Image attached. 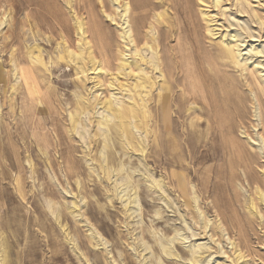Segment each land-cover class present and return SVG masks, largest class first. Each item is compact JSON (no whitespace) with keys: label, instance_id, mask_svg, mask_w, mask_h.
<instances>
[{"label":"rangeland","instance_id":"374dc122","mask_svg":"<svg viewBox=\"0 0 264 264\" xmlns=\"http://www.w3.org/2000/svg\"><path fill=\"white\" fill-rule=\"evenodd\" d=\"M243 1L249 13L237 0H0V203L6 201L0 244L3 238L9 243L6 264H195L201 256L202 264H264L258 196L264 192V0ZM126 2L131 17L124 14ZM83 20L96 70L88 56L68 61L67 53L82 44L76 22ZM226 47L238 64L221 55ZM124 59L158 83L147 88L149 134L134 130L144 155L98 126L106 115L100 103L112 98L122 110L135 101L128 89L136 80L119 70ZM199 82L216 118L204 106ZM165 86L173 99L172 135L159 102ZM87 105L91 110L81 111ZM225 124L230 134H223ZM186 135L190 148L182 163L189 170L174 161L165 167L155 155V137L158 150L168 151ZM231 139L242 159L228 147ZM205 144L216 157L203 162ZM111 160L115 169L108 175ZM151 173L166 192L150 188ZM181 174L190 180L191 209L177 188ZM75 201L80 213L71 212ZM162 246L175 257L161 253ZM60 249L62 259H50V251Z\"/></svg>","mask_w":264,"mask_h":264},{"label":"bare ground","instance_id":"6f19581e","mask_svg":"<svg viewBox=\"0 0 264 264\" xmlns=\"http://www.w3.org/2000/svg\"><path fill=\"white\" fill-rule=\"evenodd\" d=\"M115 2H119V0H113ZM123 1V0H122ZM114 2V3H115ZM134 2V0H133ZM180 2V1H179ZM237 3H239V5L242 6V12L243 13H249L246 5L244 4L245 2L243 0H237ZM236 3V4H237ZM132 3L131 2H126L124 3V11L126 15L129 14V11H131V5ZM235 4V5H236ZM136 5V7H139V4H134V6ZM123 6V4H122ZM237 6V5H236ZM123 11V12H124ZM128 13V14H127ZM130 15V14H129ZM131 17V15H130ZM257 17V16H256ZM134 18V17H133ZM79 19V18H77ZM76 20V19H75ZM81 20V19H80ZM131 20V19H130ZM134 19L131 21L132 23ZM77 30H78V34H80V37H81V40L79 42H82V44L80 45V49L78 52H69L67 53L68 54V61H71V59L74 57L75 58V61H82V62H85V59L86 57L88 56L89 57V61L90 63L92 64L91 66L93 67V70H96V65H97V62H96V58H95V55H94V52H93V44H92V41L88 39V37H86V34L89 33V29L87 27V24L83 21H77ZM133 25V27L135 26L134 24H131ZM264 25V23L262 24ZM95 28H97V25L94 26ZM131 27V26H129ZM139 28V27H137ZM97 31V30H96ZM132 31V29H131ZM134 31V30H133ZM96 33V32H95ZM122 35V38H124V40H128L129 42V39L127 38L125 32H122L121 33ZM130 36V35H129ZM139 36V35H138ZM95 37V36H94ZM99 38H102V34L100 33L98 35ZM131 37V36H130ZM129 37V38H130ZM234 38V36H233ZM80 39V38H79ZM133 43H136L135 40L132 41ZM137 44V43H136ZM135 44V45H136ZM102 45V44H101ZM108 45V44H107ZM127 45V44H126ZM148 46V45H147ZM100 47V46H99ZM153 47V46H151ZM110 48V47H109ZM108 49V48H107ZM150 50V49H149ZM148 50V51H149ZM155 50V49H154ZM145 51V50H143ZM151 52H154V51H151ZM105 53V52H104ZM139 56H141V51H138L137 52ZM111 54V53H110ZM221 54V53H219ZM226 60H228L229 62H231L233 65L235 64H238L237 62V56L235 54V51L232 47H226L224 50H222V54H221ZM143 56V55H142ZM141 56V57H142ZM220 56V55H219ZM104 57V56H103ZM107 57V56H106ZM112 57V56H111ZM221 57V56H220ZM63 58V57H61ZM112 59V58H111ZM142 59L145 61V59L142 57ZM110 60V59H109ZM147 62V61H145ZM149 62V61H148ZM104 64V63H103ZM102 64V65H103ZM77 65V64H76ZM227 66V65H226ZM98 67V66H97ZM143 68H141L139 65L136 64V62L134 63H131L129 61H126L125 59L121 61V64H120V67H119V70L120 72H125V70H129V72L126 74L128 76H131L134 78V80H136V82L133 84V85H130L129 86V93H133L134 96H135V101L133 103H131L128 107H125L124 109H119V107L117 108L115 106V101L110 98V99H107L105 102L103 103H100V105L102 106V108L104 109V112L106 113V115L102 118V120H100L98 122V126H101V125H105V127L108 128V131L110 132L112 129L116 132V135L117 137L121 140L122 144L123 145H127L132 151H135V152H140L142 153L143 155L146 153V148L143 146V143L141 140H137V138L135 137V133H134V130L138 131V132H144L146 135L149 134V130H148V119L149 117L151 118V112L150 110L148 109V107L146 106V99L150 96V91H147V88H151L153 89L155 86H157L158 83H156L155 81H153L151 79V77L149 76H146V74L143 72L142 70ZM200 69V68H199ZM104 71V70H103ZM139 71V72H137ZM165 71V70H164ZM161 72V71H160ZM203 72V71H202ZM202 74V73H201ZM177 75V74H176ZM164 76V75H163ZM169 76V74L167 75ZM171 76V75H170ZM202 77V76H201ZM132 78V79H133ZM166 78V77H165ZM169 78V77H167ZM171 78V77H170ZM169 78V80H170ZM186 79V78H185ZM204 79V78H203ZM202 79V80H203ZM192 81V80H191ZM196 81V80H195ZM199 81L200 78H199ZM217 81V80H216ZM169 82V81H168ZM195 83V82H194ZM205 84V83H204ZM207 84V83H206ZM214 84V83H213ZM212 84V85H213ZM37 85V84H36ZM187 85V84H186ZM199 90H200V97L203 98V100L205 101V104L204 106L206 105L207 109H208V112L209 114H213L214 118H216L215 114H214V110H215V105L213 104V102L209 101L208 99V96L206 95V92L204 90V88L202 87L201 85V82H199ZM218 85V84H217ZM111 86H113L111 84ZM123 87V85H122ZM183 87V86H182ZM216 87V86H215ZM218 87V86H217ZM186 88V87H185ZM184 88V89H185ZM229 88V87H228ZM232 88V87H231ZM194 89L198 90L197 88H195L194 86ZM209 89V88H208ZM220 89V88H218ZM233 89V88H232ZM231 89V90H232ZM48 90V89H47ZM182 90V89H181ZM190 90V89H189ZM211 90V88H210ZM213 90V89H212ZM163 91H165V94H160L159 95V102H161V112H162V117H163V123H164V127L167 131V133L169 135H172L173 133V120H172V115L173 114L171 113V101H173L172 97L168 95V92H169V88L168 86H165L163 87ZM219 91V90H218ZM171 92V91H170ZM191 93V92H190ZM217 93V92H216ZM223 93V91H222ZM171 94V93H169ZM189 94V93H188ZM197 94V93H196ZM215 94V93H213ZM234 94V93H233ZM183 96H185V94H182ZM217 95V94H216ZM215 95V96H216ZM220 95V94H219ZM235 95V94H234ZM214 96V95H213ZM222 96V95H221ZM189 97V96H188ZM211 97H212V94H211ZM210 97V98H211ZM183 98V97H182ZM190 98V97H189ZM197 98V97H196ZM217 98H219L217 96ZM184 99V98H183ZM187 99V98H186ZM198 99V98H197ZM196 99V100H197ZM193 100V99H192ZM215 100V99H214ZM221 100V99H220ZM218 100V101H220ZM223 100V98H222ZM188 101V99H187ZM217 101V102H218ZM157 102V103H159ZM192 102V101H191ZM221 102V101H220ZM239 102V101H238ZM216 103V102H215ZM173 104V103H172ZM96 106V105H95ZM218 107V106H217ZM229 107V106H228ZM87 109H83L81 111L85 112L86 110L89 111L91 110L90 109V106L87 105L86 107ZM154 109V108H153ZM184 109V107H183ZM202 110V109H201ZM180 111V110H179ZM181 112V111H180ZM192 113V112H191ZM180 114V113H179ZM154 116H156L154 113H153ZM182 115V113H181ZM192 115V114H191ZM220 115V114H219ZM178 116V115H176ZM175 116V117H176ZM179 117V116H178ZM77 118V117H76ZM75 118V116H72L71 117V121H72V124H73V131H76L78 129V120ZM178 119V118H176ZM198 119V117H197ZM212 119V118H211ZM180 120V119H178ZM184 120V119H183ZM197 121V120H196ZM223 122V120H222ZM162 123V122H160ZM183 123V122H182ZM181 123V124H182ZM111 124V125H110ZM198 124V122H197ZM188 126V125H187ZM207 126V125H206ZM156 127V126H155ZM160 127L161 124H160ZM200 127V125H199ZM158 128V127H157ZM184 128V127H183ZM201 128V127H200ZM221 129L223 130H226L227 132H223V130L221 132L224 133H227V134H230V131H231V127L227 124H225L223 127H220ZM151 129V127H150ZM156 130V129H155ZM181 130V128H180ZM187 130V129H186ZM191 130V129H190ZM188 130V133L187 135L188 136H192L194 134V132L191 130ZM157 131V130H156ZM155 131V133H156ZM176 131V130H175ZM178 132V131H176ZM206 132V130H205ZM161 133V132H160ZM179 133V132H178ZM185 133V134H186ZM157 134V133H156ZM159 134V133H158ZM176 134V133H175ZM174 134V135H175ZM218 134V133H217ZM186 135V137H187ZM157 136V135H156ZM161 136V134H160ZM203 136V135H202ZM163 137V135H162ZM165 137V136H164ZM178 137V136H176ZM184 137V136H183ZM214 137V136H213ZM158 138V137H157ZM189 137H187V140H185V143H183V140L178 139L176 140L175 144H174V147L172 148V146H169L171 147L172 149L171 150H168L166 151V149H159L158 148L161 146H159V142L157 141L156 137H155V144H154V147L155 149H157V153H155V155L157 157H162L165 159V167H167L166 165L169 164V162H173L179 166L181 169H184V170H189L188 167L186 165H184L182 163V160H183V157L186 155V150H187V147L190 148V144H189V140H188ZM210 138V137H209ZM161 139V138H159ZM165 139V138H164ZM190 139V138H189ZM205 139V138H203ZM160 141V140H159ZM198 141V140H197ZM173 142V140H172ZM174 143V142H173ZM195 143H196V139H195ZM166 144V142H165ZM201 144V143H200ZM170 145V144H169ZM228 147L231 148V151H233L234 153H237V155L242 159V157H244V154L241 150V148H239L238 146V143L236 140L234 139H231V140H228V143H227ZM166 146V145H165ZM193 147V145H191ZM200 147H203L205 148L204 151H206L205 154L201 153L202 156H201V160L204 162L208 159H212V158H215L216 157V151L213 147L211 148H208L207 149V144H205L204 146L203 145H200ZM153 148V147H152ZM198 149V148H197ZM192 151V150H191ZM232 152V153H233ZM190 154V152H189ZM192 154V153H191ZM155 155L153 154V157H154V160L155 162H158V159L155 157ZM66 157V155H65ZM67 158V157H66ZM69 159V158H68ZM160 159V158H159ZM64 160V159H63ZM132 160V159H130ZM70 161V160H69ZM65 162V161H64ZM130 162V161H129ZM211 162V161H210ZM111 163V165H110ZM109 163V168H108V175H111L112 172H113V163H115L114 160H111V162ZM146 164V163H145ZM52 165V164H51ZM74 165V164H73ZM128 165V164H127ZM130 165V164H129ZM188 165V164H187ZM69 166V165H68ZM73 168V166H72ZM115 169V168H114ZM126 169V166H122L121 168V171H125ZM149 169V168H148ZM147 169V171H148ZM75 170V169H74ZM107 170V169H106ZM146 170V169H145ZM70 171V170H69ZM119 172V169L116 170ZM168 171V170H166ZM67 172V171H66ZM103 172L106 174V171L105 169H103ZM170 172V170H169ZM127 173V172H126ZM176 173V172H175ZM155 173H151L150 175V178L148 180V182L150 183V188L151 189H154L155 193H157L158 191H163V192H166V187H165V183L161 180V179H156V177L154 176ZM35 175V174H34ZM176 176V175H175ZM133 175H127V186L128 187H131V184L133 183ZM176 183H177V188L179 189L181 195L183 196L184 198V202L186 204L187 207H189L190 209L193 208V204H192V199L190 198L192 192H191V187H190V180L189 178L187 177L186 174H181L180 176H178V178H176ZM134 184V183H133ZM81 185V184H80ZM176 186V185H175ZM205 186V191L208 193L210 191V186L208 185V183ZM78 187V186H77ZM81 190V189H80ZM79 194V193H78ZM81 195V194H79ZM164 195V194H163ZM259 200L264 203V192L260 191L259 194ZM78 197V196H77ZM167 197V196H165ZM123 199V197H122ZM15 201V200H13ZM194 201L195 203L197 202V199L194 198ZM168 203V208L169 207H173V204H169L170 203V200L167 201ZM74 210H71L72 213H75V212H78L80 213V209H79V204L75 201L74 203ZM6 205V201L5 202H2L0 203V207H4ZM87 205V204H86ZM195 208V207H194ZM253 208H254V203H253ZM196 209V208H195ZM129 209H127L128 211ZM55 211V210H54ZM98 212H100L98 210ZM59 213V212H58ZM60 215V214H59ZM68 215V214H67ZM58 219V218H57ZM209 222V221H207ZM205 223V221H204ZM64 231V230H63ZM93 231V230H92ZM66 233V238L67 240H69L68 242H71L70 241V232L68 233V230L65 231ZM99 233V232H98ZM97 234V233H96ZM72 239V238H71ZM159 244V243H158ZM166 244V243H165ZM81 244H79L80 246ZM61 246V245H59ZM82 246V245H81ZM62 247V246H61ZM60 247V248H61ZM66 247V246H65ZM64 249V248H63ZM161 250V249H160ZM162 251L161 253H164L166 254L167 256H172V257H175V255H173V251L169 248V247H165V246H162ZM51 257L50 259H54V260H58L60 261L62 259V257L60 255H64L66 253H64L63 250L60 249L59 250H51ZM92 253V252H91ZM11 252H10V247H9V243L7 241L6 238H3V240L1 241V244H0V262L1 264H6L8 263V257L10 256ZM86 256V255H85ZM240 256V255H239ZM88 258V257H87ZM243 257H239V259H242ZM205 261V258L204 257H196L194 259V263L195 264H202L203 262ZM98 263V262H97ZM99 264V263H98Z\"/></svg>","mask_w":264,"mask_h":264}]
</instances>
